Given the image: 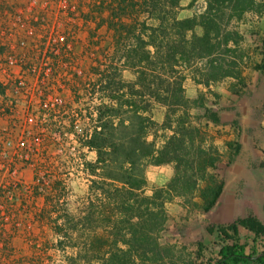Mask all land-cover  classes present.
I'll use <instances>...</instances> for the list:
<instances>
[{
    "label": "rangeland",
    "instance_id": "rangeland-1",
    "mask_svg": "<svg viewBox=\"0 0 264 264\" xmlns=\"http://www.w3.org/2000/svg\"><path fill=\"white\" fill-rule=\"evenodd\" d=\"M190 1H181L177 11L179 19L203 11L202 1L189 7ZM141 2L0 0V132L9 127L7 116L1 110L8 103L3 94L11 90V81L19 74H31L33 68L42 72L45 63L50 64L47 74H79L66 85V97L73 96L71 91H80L86 84L91 88L99 85L104 76H111L116 82L118 76L123 81H133V72L122 74L124 69L119 62L122 46L118 47L115 39L119 34L124 38L136 22L153 24ZM232 27L241 39L234 52L222 58L237 62L242 84L226 78L204 87L193 80L195 75L201 79L198 72L192 74L190 70L178 69L185 77V95L195 99L201 93L205 108L216 113L220 120V125H214L204 118V109L190 111L192 124L222 155L219 174L225 181L223 193L209 213L201 210L197 196L187 207L180 198H174L165 206L168 220L158 235L160 246H170L176 254L183 256L194 254V240L202 236L206 246L205 260L213 256L211 246L216 240L215 235L206 233L208 225L227 224L234 217L249 213L260 219L264 217V175L260 171L264 163V73L254 69L260 60L258 44L264 35V13L248 14ZM53 50H58V55H54ZM196 67L202 68L199 64ZM107 71L110 73L106 74ZM100 98L104 102L107 100L104 92ZM164 112V108L152 106V120L161 125ZM170 134L169 130L158 129L155 135L149 134L148 141H154L159 148ZM46 142L39 149L47 156L38 162L47 171L44 179L49 183L48 187L40 192L30 190L23 194L19 198V214L17 209L8 212L15 214L13 219L4 221L0 216V264H85L71 261L78 252L84 251V242L93 237L110 241V227L103 221L108 203L99 201L98 192L90 190L93 181L100 183L90 175L88 167L95 161L96 153L85 152L82 146L75 150L87 169L80 174L76 162L65 164V157L70 152L67 139L64 150L57 156L53 155L55 148L50 141ZM227 142L239 144L236 156L232 157L233 151L226 148ZM172 175L171 166L146 167L148 185L145 194L149 195L152 188L164 186ZM22 176L24 183L30 186L36 174L27 168ZM90 213L92 219L84 221ZM107 250L108 245L101 249L102 252Z\"/></svg>",
    "mask_w": 264,
    "mask_h": 264
},
{
    "label": "trees",
    "instance_id": "trees-1",
    "mask_svg": "<svg viewBox=\"0 0 264 264\" xmlns=\"http://www.w3.org/2000/svg\"><path fill=\"white\" fill-rule=\"evenodd\" d=\"M181 1L142 0L153 24L136 22L124 38L119 34L115 39L118 47L122 46L119 62L123 69L133 72L135 79L123 81L118 76L116 82L111 76H104L100 80L107 100L98 107V130L94 129L85 142L96 153L95 161L88 167L90 175L100 183L93 181L90 190L98 192L99 201L108 203L103 221L110 227V241L90 238L83 244L84 251L72 258L74 263L203 264L205 260L202 236L195 238L196 250L189 256L176 254L170 246H160L158 242L168 220L167 203L180 198L187 207L197 196L201 210L209 213L225 184L219 174L222 155L192 124L190 111L204 109V118L214 125H220V120L205 108L201 93L195 99L185 95V77L178 69L198 72L201 79L195 75L193 80L204 87L226 78L242 84L237 62L222 57L233 53L241 39L232 25L248 14L264 13V2L191 0L189 7L202 1L203 11L179 19ZM258 50L260 60L254 69L264 73V35L259 39ZM197 64L202 68L198 69ZM154 105L165 110L161 125L151 118ZM158 129L171 134L156 148L148 136L155 135ZM225 146L233 151L232 157L237 155L239 144L227 142ZM148 166H171L173 175L164 186L152 188L146 195ZM260 171L264 175V163ZM92 217L90 213L84 221ZM205 231L215 235L216 240L211 246L213 256L204 264H264V217L249 213L234 217L227 224H210ZM105 245L108 250L102 252Z\"/></svg>",
    "mask_w": 264,
    "mask_h": 264
},
{
    "label": "built area",
    "instance_id": "built-area-1",
    "mask_svg": "<svg viewBox=\"0 0 264 264\" xmlns=\"http://www.w3.org/2000/svg\"><path fill=\"white\" fill-rule=\"evenodd\" d=\"M53 51L58 55V50ZM42 68V72L33 68L31 74H19L11 81L9 93L7 90L3 94L8 103L1 113L9 121V127L0 132V216L4 221L15 217L8 213L10 209H17L19 214V198L23 194L48 187L44 179L47 171L38 162L47 156L39 149L46 141L53 145V155L57 156L64 150L67 139L70 152L65 164L76 162L79 173L84 174L87 169L75 150L82 146L83 151H91L85 142L94 129L98 130V107L104 103L100 98V85L91 88L86 84L80 91H71L73 96L66 97V85L79 74H47L50 70L47 63ZM27 168L36 174L30 186L24 183L22 176Z\"/></svg>",
    "mask_w": 264,
    "mask_h": 264
},
{
    "label": "crops",
    "instance_id": "crops-1",
    "mask_svg": "<svg viewBox=\"0 0 264 264\" xmlns=\"http://www.w3.org/2000/svg\"><path fill=\"white\" fill-rule=\"evenodd\" d=\"M125 73H129V70L124 69V70L122 71V74H125Z\"/></svg>",
    "mask_w": 264,
    "mask_h": 264
}]
</instances>
